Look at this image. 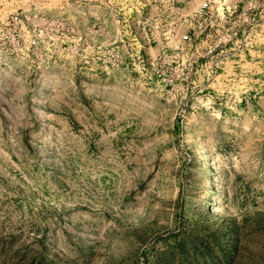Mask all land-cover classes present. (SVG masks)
Returning <instances> with one entry per match:
<instances>
[{"label":"rangeland","instance_id":"1","mask_svg":"<svg viewBox=\"0 0 264 264\" xmlns=\"http://www.w3.org/2000/svg\"><path fill=\"white\" fill-rule=\"evenodd\" d=\"M87 1L121 63L0 61V264H264V0L186 101L141 70L128 0Z\"/></svg>","mask_w":264,"mask_h":264},{"label":"built area","instance_id":"2","mask_svg":"<svg viewBox=\"0 0 264 264\" xmlns=\"http://www.w3.org/2000/svg\"><path fill=\"white\" fill-rule=\"evenodd\" d=\"M88 2L0 0V61L42 59V49L62 51L72 41L80 59L121 63L123 49L111 46L110 27L104 20L93 15L88 24L78 22L88 11ZM94 7L97 11L98 6ZM251 7L259 5L253 2ZM50 9L57 13H49ZM240 9V0H197L190 6L183 0H128L122 14L123 20L129 19L126 28L139 45L135 57L141 70L171 99L186 101L197 90L191 75L210 74L211 70L201 72V63L215 70L225 46L234 42ZM260 10L264 12V4Z\"/></svg>","mask_w":264,"mask_h":264}]
</instances>
